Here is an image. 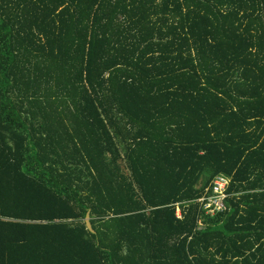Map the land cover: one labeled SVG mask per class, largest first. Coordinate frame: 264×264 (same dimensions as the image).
<instances>
[{
    "label": "trees",
    "instance_id": "16d2710c",
    "mask_svg": "<svg viewBox=\"0 0 264 264\" xmlns=\"http://www.w3.org/2000/svg\"><path fill=\"white\" fill-rule=\"evenodd\" d=\"M0 264H264V0H0Z\"/></svg>",
    "mask_w": 264,
    "mask_h": 264
},
{
    "label": "built area",
    "instance_id": "2783aa9c",
    "mask_svg": "<svg viewBox=\"0 0 264 264\" xmlns=\"http://www.w3.org/2000/svg\"><path fill=\"white\" fill-rule=\"evenodd\" d=\"M231 178L224 174L217 175L211 182L210 189L198 198L201 208L206 214L214 215L218 212L226 210V198L229 196L228 188ZM180 210V209H179ZM178 216L182 217V212H178Z\"/></svg>",
    "mask_w": 264,
    "mask_h": 264
},
{
    "label": "water",
    "instance_id": "95a60500",
    "mask_svg": "<svg viewBox=\"0 0 264 264\" xmlns=\"http://www.w3.org/2000/svg\"><path fill=\"white\" fill-rule=\"evenodd\" d=\"M85 223H86V227L87 229L92 232V233H95V230L92 226V223H91V216H90V211L87 213L86 215V218H85Z\"/></svg>",
    "mask_w": 264,
    "mask_h": 264
},
{
    "label": "rangeland",
    "instance_id": "374dc122",
    "mask_svg": "<svg viewBox=\"0 0 264 264\" xmlns=\"http://www.w3.org/2000/svg\"><path fill=\"white\" fill-rule=\"evenodd\" d=\"M178 212H180V210H179V209H178ZM178 212H177V214H178ZM182 217H183V216H182ZM182 217H181V218H182Z\"/></svg>",
    "mask_w": 264,
    "mask_h": 264
},
{
    "label": "clouds",
    "instance_id": "9594fccd",
    "mask_svg": "<svg viewBox=\"0 0 264 264\" xmlns=\"http://www.w3.org/2000/svg\"><path fill=\"white\" fill-rule=\"evenodd\" d=\"M178 212V211H177ZM182 216H183V213H182ZM179 217V216H178ZM180 218V217H179Z\"/></svg>",
    "mask_w": 264,
    "mask_h": 264
},
{
    "label": "crops",
    "instance_id": "0c3cea01",
    "mask_svg": "<svg viewBox=\"0 0 264 264\" xmlns=\"http://www.w3.org/2000/svg\"><path fill=\"white\" fill-rule=\"evenodd\" d=\"M177 216H178V214H177Z\"/></svg>",
    "mask_w": 264,
    "mask_h": 264
}]
</instances>
